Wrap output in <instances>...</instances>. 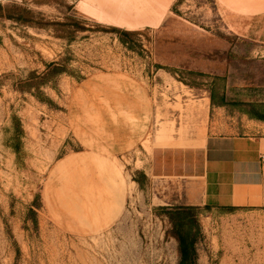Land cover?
<instances>
[{
    "label": "rangeland",
    "instance_id": "obj_1",
    "mask_svg": "<svg viewBox=\"0 0 264 264\" xmlns=\"http://www.w3.org/2000/svg\"><path fill=\"white\" fill-rule=\"evenodd\" d=\"M263 31L264 0H0V264H179V211L192 264H264V210L147 172L264 134Z\"/></svg>",
    "mask_w": 264,
    "mask_h": 264
},
{
    "label": "crops",
    "instance_id": "obj_2",
    "mask_svg": "<svg viewBox=\"0 0 264 264\" xmlns=\"http://www.w3.org/2000/svg\"><path fill=\"white\" fill-rule=\"evenodd\" d=\"M147 172L190 181L188 205L264 210V134L211 133L154 143Z\"/></svg>",
    "mask_w": 264,
    "mask_h": 264
},
{
    "label": "trees",
    "instance_id": "obj_3",
    "mask_svg": "<svg viewBox=\"0 0 264 264\" xmlns=\"http://www.w3.org/2000/svg\"><path fill=\"white\" fill-rule=\"evenodd\" d=\"M233 209V208H229ZM176 231L179 240V248L181 259L179 264H192L195 255V242L191 239V228H188V223L185 222L186 216L183 212H177Z\"/></svg>",
    "mask_w": 264,
    "mask_h": 264
}]
</instances>
